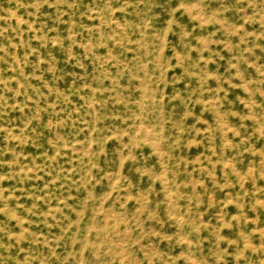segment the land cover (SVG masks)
Wrapping results in <instances>:
<instances>
[{"label": "rangeland", "instance_id": "1", "mask_svg": "<svg viewBox=\"0 0 264 264\" xmlns=\"http://www.w3.org/2000/svg\"><path fill=\"white\" fill-rule=\"evenodd\" d=\"M0 264H264V0H0Z\"/></svg>", "mask_w": 264, "mask_h": 264}]
</instances>
